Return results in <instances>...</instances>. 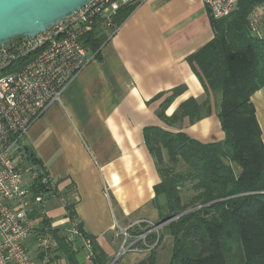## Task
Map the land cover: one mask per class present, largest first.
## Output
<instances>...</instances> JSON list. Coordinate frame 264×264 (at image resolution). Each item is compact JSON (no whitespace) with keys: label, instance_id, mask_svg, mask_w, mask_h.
<instances>
[{"label":"crops","instance_id":"0c3cea01","mask_svg":"<svg viewBox=\"0 0 264 264\" xmlns=\"http://www.w3.org/2000/svg\"><path fill=\"white\" fill-rule=\"evenodd\" d=\"M212 38L201 0H145L103 44L98 59L69 84L61 101L33 124L23 146L40 162L53 191L42 195L29 214L34 229L25 246L36 263L42 260L39 238L47 232L54 242L49 264H69L58 242L62 239L78 264H93L95 253L107 264H145L154 248L139 243L120 253L123 229L132 235L146 226L136 222L159 221L152 202L160 177L144 130L180 131L204 144L224 138L214 107L194 124L184 118L168 127L157 117L176 88L184 92L166 107L167 117L189 98L205 99L186 59ZM251 102L264 145V87ZM75 222L91 238L90 253L80 235L68 241ZM154 251L155 264H168L171 255L159 246Z\"/></svg>","mask_w":264,"mask_h":264},{"label":"trees","instance_id":"16d2710c","mask_svg":"<svg viewBox=\"0 0 264 264\" xmlns=\"http://www.w3.org/2000/svg\"><path fill=\"white\" fill-rule=\"evenodd\" d=\"M255 5L239 0L238 9L227 18H210L212 40L186 59L205 99L189 98L167 117L166 107L184 92L179 87L157 111L163 124L176 127L184 118L194 124L210 116L214 107L223 140L204 144L180 131L144 130L145 145L160 177L152 205L159 220L172 219L162 228L163 237L171 239L168 264H264V145L251 102L252 95L264 87V37L250 33L248 16ZM137 6L119 9L113 25L118 28ZM82 40L98 59L107 36L95 26ZM24 151L27 164L38 173L31 186L33 193L48 194L51 188L40 183L46 175L44 168L26 148ZM163 157L171 167L164 164ZM179 164L184 171H173ZM78 232L91 244L80 226ZM153 235L148 234L147 240ZM58 242L69 264H78L64 240ZM155 247L145 264H155ZM92 261L107 264L101 253H95Z\"/></svg>","mask_w":264,"mask_h":264},{"label":"built area","instance_id":"2783aa9c","mask_svg":"<svg viewBox=\"0 0 264 264\" xmlns=\"http://www.w3.org/2000/svg\"><path fill=\"white\" fill-rule=\"evenodd\" d=\"M144 1L94 0L44 33L27 40L19 39L11 48H0V264H49L54 248L49 233H44L37 244V251L42 254L40 263L33 260L25 246L34 229L29 214L53 191L48 176L43 175L40 183L49 186L51 191L44 196L33 193L31 186L38 173L27 164L23 139L41 115L61 101L69 84L97 59L96 53L87 49L82 39L95 26H100L108 40L117 30L113 18L118 10ZM248 1L256 3L248 16L250 33L262 38L264 0ZM201 2L211 19L220 20L238 9L239 0ZM141 224L151 227L137 235H131L129 228L121 231V254L139 243L147 250L155 247L157 240L145 244L147 235L164 224L135 223L136 226ZM76 235H79L77 222L72 226L68 241ZM84 246L90 253L89 240Z\"/></svg>","mask_w":264,"mask_h":264},{"label":"water","instance_id":"95a60500","mask_svg":"<svg viewBox=\"0 0 264 264\" xmlns=\"http://www.w3.org/2000/svg\"><path fill=\"white\" fill-rule=\"evenodd\" d=\"M92 1L0 0V48H11L15 39L27 40L44 33ZM171 220L164 218L157 225Z\"/></svg>","mask_w":264,"mask_h":264},{"label":"rangeland","instance_id":"374dc122","mask_svg":"<svg viewBox=\"0 0 264 264\" xmlns=\"http://www.w3.org/2000/svg\"><path fill=\"white\" fill-rule=\"evenodd\" d=\"M163 158H164L163 159L164 160V164H166L167 167H171V165H170L169 161L166 159V157H163ZM172 169L175 172H182V171H184L185 168L181 164H179V165L173 167ZM27 178H28V176H27ZM147 221L150 222L152 225H156V224L159 223V221L155 220V218H151L150 220H147ZM169 222H166L163 226L159 227L156 230L157 233L156 232H153L155 234V235H153L154 237L153 238L150 237V239H148L147 242H148V244H152L155 240H157L158 238H160L161 240H160L159 245H158L159 248H162L163 251H165L164 253L171 255V239L169 237H163V229H162ZM150 227H151L150 225H148V226L147 225L146 226H142V228L140 227L139 229L136 230V231H138L136 233L145 232ZM132 235H134V234H132Z\"/></svg>","mask_w":264,"mask_h":264}]
</instances>
